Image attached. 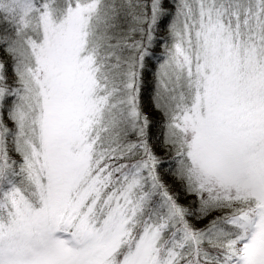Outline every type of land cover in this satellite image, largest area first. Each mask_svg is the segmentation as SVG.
<instances>
[{
    "label": "snow or ice",
    "instance_id": "1",
    "mask_svg": "<svg viewBox=\"0 0 264 264\" xmlns=\"http://www.w3.org/2000/svg\"><path fill=\"white\" fill-rule=\"evenodd\" d=\"M0 264H264V0H0Z\"/></svg>",
    "mask_w": 264,
    "mask_h": 264
},
{
    "label": "rangeland",
    "instance_id": "2",
    "mask_svg": "<svg viewBox=\"0 0 264 264\" xmlns=\"http://www.w3.org/2000/svg\"><path fill=\"white\" fill-rule=\"evenodd\" d=\"M145 102H147V95L145 96Z\"/></svg>",
    "mask_w": 264,
    "mask_h": 264
}]
</instances>
